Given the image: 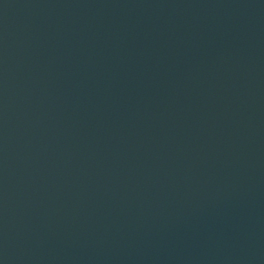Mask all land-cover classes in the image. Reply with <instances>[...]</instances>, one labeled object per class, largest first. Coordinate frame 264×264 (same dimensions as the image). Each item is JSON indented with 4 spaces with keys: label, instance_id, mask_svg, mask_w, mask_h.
I'll use <instances>...</instances> for the list:
<instances>
[{
    "label": "water",
    "instance_id": "95a60500",
    "mask_svg": "<svg viewBox=\"0 0 264 264\" xmlns=\"http://www.w3.org/2000/svg\"><path fill=\"white\" fill-rule=\"evenodd\" d=\"M0 264H264V0H0Z\"/></svg>",
    "mask_w": 264,
    "mask_h": 264
}]
</instances>
